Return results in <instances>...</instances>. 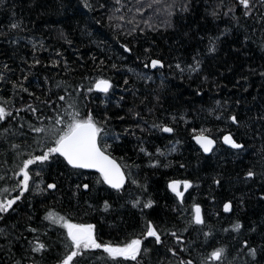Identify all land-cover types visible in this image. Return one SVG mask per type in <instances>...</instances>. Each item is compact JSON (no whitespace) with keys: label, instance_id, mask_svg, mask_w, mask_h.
Returning a JSON list of instances; mask_svg holds the SVG:
<instances>
[{"label":"trees","instance_id":"1","mask_svg":"<svg viewBox=\"0 0 264 264\" xmlns=\"http://www.w3.org/2000/svg\"><path fill=\"white\" fill-rule=\"evenodd\" d=\"M251 2L245 16L238 0H4L0 105L12 115L0 122V175L6 176L0 193L22 179L13 178L22 159L43 147L29 126L73 111L107 121L102 143L129 181L146 190L126 183L118 192L99 173L73 169L62 157L30 166L29 191L0 220V264H58L67 251L66 230L44 219L49 212L95 224L97 239L114 246L139 237L151 221L161 242L145 239L137 261L117 258L122 264H203L219 248L222 264H264V3ZM17 22L20 28L12 29ZM152 59L164 67L151 68ZM101 78L112 83L108 93L94 89ZM202 132L215 141L210 153L194 140ZM226 135L244 147L232 148ZM175 180L191 183L182 200L169 187ZM51 183L55 189L46 188ZM18 194L19 188L0 198ZM134 199L141 206L152 200L153 207L141 211ZM194 205L201 207L202 225L194 223ZM37 237L50 245L43 253L31 250ZM86 264L114 262L99 249Z\"/></svg>","mask_w":264,"mask_h":264},{"label":"snow or ice","instance_id":"2","mask_svg":"<svg viewBox=\"0 0 264 264\" xmlns=\"http://www.w3.org/2000/svg\"><path fill=\"white\" fill-rule=\"evenodd\" d=\"M119 2V0H117ZM158 2V0H157ZM4 0H0V6H3ZM239 5L243 6L244 15L250 16L253 11V5L251 0H238ZM261 3H264V0H261ZM85 7H88L85 4ZM151 7V5H149ZM229 11H233V9H229ZM215 15V13H213ZM20 23H13L11 25L12 29L20 28ZM216 39H219L218 37ZM127 50V49H126ZM209 51H216V43L215 40H210L209 42ZM36 64H39V60L35 61ZM199 61H196L195 66L193 67V71L199 69ZM148 64H145V67H148ZM151 68L155 69L157 66L160 68L164 67L162 61L158 59H152L150 61ZM7 68V65L4 66ZM177 69H181L180 65H176ZM264 75V73H262ZM26 79V77H25ZM4 80V76L0 74V81ZM127 83V81H125ZM15 87V86H14ZM23 91H27L26 88L20 86ZM95 90L102 93H108L112 88V83L108 79H99L94 84ZM83 90V89H81ZM88 92L93 91L92 87L87 89ZM58 99L60 101H64V96H59ZM46 103V102H45ZM70 108H73L74 105L69 104ZM29 109L35 113L38 109L29 105ZM12 115L11 112L5 109V107L0 106V122H3L7 117ZM230 119L235 123L236 117L232 116ZM107 121L99 122L97 121L91 113L86 116H81L78 111H73L67 114V118L65 116L58 115L54 118V122L51 124H44L41 121L40 126H32L30 125V129L38 134H40V138L36 140L38 145L43 144V147L40 148L39 154L28 153L26 159H22L21 164L17 166V171L13 174V178L15 179L17 176H21L22 179H18L16 184L11 188H4L3 193H8L9 191H15L19 188V194L14 198L3 199L0 198V220H4L5 216L2 214H7L9 210L13 209V205L17 204V201L21 200L24 197V193L29 191L30 187V166L37 165L42 166L46 162H50L54 159H58L59 157H63L64 161H66L67 165L71 166L73 169H95L100 173L102 183L107 184L110 188L117 190L120 192L121 190L126 191L125 184L130 183L131 185H135L138 188L146 190V185H141L136 179H131L129 181L125 172L122 170L120 164L116 162L115 159L112 158L111 154L108 152V148L110 147L106 143H102V136L106 140L109 137V132L106 129ZM23 127V125H21ZM153 127H159L165 133H172L174 131L173 128L168 126L161 125H153ZM8 129L5 128V132ZM115 139H119V136L115 133L112 134ZM197 142L201 144L203 150L205 152H211L212 147L215 144V141L204 136L203 132L201 135L196 137ZM224 142L229 144L232 148L242 149L244 147L243 144L237 143L232 139L231 135H226L224 137ZM13 149L19 148V145H12ZM140 151L151 157L153 154L148 152L146 148L141 147ZM159 155H163L162 152H159ZM19 156L20 154L17 153ZM159 164L157 160L155 164L152 166L155 167ZM42 170V169H41ZM36 176L40 175V172H35ZM255 173L252 171L248 172V176L252 177ZM6 180L5 175H0V181ZM219 183V181H216ZM180 183H183L185 189L191 187V183L189 181H173L169 187L176 194L177 197L183 199V193L178 191V186ZM81 185H77V188H80ZM82 187L87 190L89 185L87 183L83 184ZM46 188L55 189L56 184L51 183L47 184ZM37 190L42 191L37 185ZM0 193V196L3 195ZM153 201L148 200L144 202L141 206L140 199H134L132 201L133 207H140L141 211L144 208H152ZM110 207L108 201L104 202V209ZM230 208V205H225V211ZM194 223L197 225H202L204 220L201 215V208L199 205H194ZM45 220H49L52 224H59L61 228L66 230V236L64 241V246L67 249L65 254L61 259L58 260V264H86L87 260L91 257L94 250L102 249L104 253L107 254V258L114 262V264H122V262L118 261L117 258H123V260H131L137 261L138 256L141 255L142 245L144 240L149 237H154V242L159 244L161 242V236L157 231L156 226L148 221L145 226V230L141 233V235L137 238H133L130 241H126L123 245L116 244L115 246L112 243H104L97 239L96 234V225L92 223H74L70 218H65L62 216H58V214H53L49 212L45 217ZM241 225L237 224L235 226L236 230H239ZM30 232H37V228H29ZM3 229H0V234H3ZM173 237H176L177 240L180 238L177 236L176 232L170 233ZM46 235V233H45ZM31 246V250L35 253H43L45 252L50 245L41 241L39 237L35 238L34 241L29 242ZM247 246V245H245ZM150 251V249H148ZM224 249H214L208 257L204 258L203 264H209V261L215 262V264H222V258L224 255ZM256 249H250V254L255 256ZM175 254V253H173ZM79 257V259H77ZM19 264V261L17 262ZM139 264V262H138ZM183 264H192L191 260L183 262Z\"/></svg>","mask_w":264,"mask_h":264},{"label":"bare ground","instance_id":"3","mask_svg":"<svg viewBox=\"0 0 264 264\" xmlns=\"http://www.w3.org/2000/svg\"><path fill=\"white\" fill-rule=\"evenodd\" d=\"M111 82V81H110ZM94 89H95V87H94ZM197 136H199V135H197ZM204 136H208V135H204ZM196 137V136H195ZM210 137V136H209ZM213 139V138H212ZM194 140H195V142H196V144L203 150V147L201 146V145H199V143L197 142V140L194 138ZM214 140V139H213ZM215 145V144H214ZM214 147V146H213ZM213 147H212V149H213ZM203 152L204 153H210V152H205L204 150H203ZM112 158L113 159H115L113 156H112ZM116 160V159H115ZM117 161V160H116ZM118 162V161H117ZM119 163V162H118ZM120 164V163H119ZM121 165V164H120ZM83 170H87V169H83ZM87 171H93V170H87ZM93 172H97V171H93ZM97 173H99V172H97ZM100 174V173H99ZM126 174V173H125ZM175 181H178V180H175ZM173 182V181H172ZM172 182H170V184L172 183ZM169 184V185H170ZM181 184L182 183H180L179 184V186H178V191H180V186H181ZM171 189V188H170ZM173 192V191H172ZM201 208V207H200ZM201 215H202V211H201Z\"/></svg>","mask_w":264,"mask_h":264},{"label":"water","instance_id":"4","mask_svg":"<svg viewBox=\"0 0 264 264\" xmlns=\"http://www.w3.org/2000/svg\"><path fill=\"white\" fill-rule=\"evenodd\" d=\"M197 137V136H196ZM196 137H195V139H196ZM206 137H208V138H210V139H212L211 137H209V136H206ZM197 140V139H196ZM213 140V139H212ZM224 140V139H223ZM199 145H201L200 143H199ZM214 146V145H213ZM63 158V157H62ZM117 162V161H116ZM118 163V162H117ZM119 164V163H118ZM87 170H93V171H96L95 169H87Z\"/></svg>","mask_w":264,"mask_h":264},{"label":"rangeland","instance_id":"5","mask_svg":"<svg viewBox=\"0 0 264 264\" xmlns=\"http://www.w3.org/2000/svg\"><path fill=\"white\" fill-rule=\"evenodd\" d=\"M185 186H184V184H181V186H180V192H182L183 193V188H184ZM106 254V253H105Z\"/></svg>","mask_w":264,"mask_h":264}]
</instances>
